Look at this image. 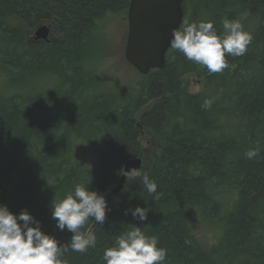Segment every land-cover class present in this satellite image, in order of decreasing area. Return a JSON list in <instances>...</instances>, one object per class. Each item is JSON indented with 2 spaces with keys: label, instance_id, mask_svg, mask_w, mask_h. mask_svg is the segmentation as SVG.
Here are the masks:
<instances>
[{
  "label": "trees",
  "instance_id": "obj_1",
  "mask_svg": "<svg viewBox=\"0 0 264 264\" xmlns=\"http://www.w3.org/2000/svg\"><path fill=\"white\" fill-rule=\"evenodd\" d=\"M130 2L0 0V75L57 80L34 96L0 95V203L15 214L27 209L45 233L66 243L72 234L56 228L54 199L79 183L105 195V222L85 227L95 233L96 247L69 250L67 264H105L104 250L133 224L158 237L165 264H264V0H184V21H212L219 34L223 18L239 20L252 35L248 51L226 56L222 72L209 73L171 49L164 69L141 75L121 94L98 93L92 66L101 25L112 17L127 21ZM45 24L49 42L31 44V32ZM193 77L204 84L198 93L190 91ZM146 134L152 158L141 144ZM77 141L96 149V166L78 164ZM256 147L259 155L247 159ZM135 158L157 191L149 194L135 178L112 196L118 172ZM136 207L150 209L148 220L125 215ZM225 210L231 211L218 220L223 235L208 249L192 212L216 225Z\"/></svg>",
  "mask_w": 264,
  "mask_h": 264
},
{
  "label": "clouds",
  "instance_id": "obj_2",
  "mask_svg": "<svg viewBox=\"0 0 264 264\" xmlns=\"http://www.w3.org/2000/svg\"><path fill=\"white\" fill-rule=\"evenodd\" d=\"M223 33H219L212 21H184L180 29L172 30L170 47L182 53L184 57L209 73L222 72L227 68L226 56H243L252 43V35L244 30L239 20L222 19ZM211 101L205 100L204 107H210ZM259 155V147L245 152L249 160ZM119 176L129 180L141 178L146 191H157L158 185L141 169H121ZM124 191H127L125 185ZM109 204L105 195L92 191L89 186L76 184L74 192L63 199L52 202L51 218L56 228L71 233L66 243H61L54 235L42 230L41 221L27 209L19 214L0 203V264H67L63 259L69 250L85 253L95 248L97 237L94 232L85 230L90 221L102 225L107 217ZM150 209L136 207L126 209L139 222L148 220ZM102 259L105 264H165L167 250L158 247V237L148 236L141 227L133 224L132 230L117 236L115 245L106 248Z\"/></svg>",
  "mask_w": 264,
  "mask_h": 264
},
{
  "label": "rangeland",
  "instance_id": "obj_3",
  "mask_svg": "<svg viewBox=\"0 0 264 264\" xmlns=\"http://www.w3.org/2000/svg\"><path fill=\"white\" fill-rule=\"evenodd\" d=\"M33 30L29 35L30 43H34ZM50 31L49 38L51 37ZM101 42L99 49L93 59L92 74L98 81L97 92L102 94L116 93L121 94L127 89L134 87L141 82L142 76L133 69L125 59V48L128 35V23L121 17H112L107 19L101 25ZM34 73V72H31ZM47 75L31 76L27 74L22 77L20 74H12L10 78L0 75V95H19L34 96L38 93L46 92L57 86L56 78H48ZM14 87V89L10 88ZM204 87L203 81L198 78H191L190 91L192 93L200 92ZM153 143V141H152ZM143 148L148 151V156L152 158L154 150L149 137L143 138L141 141ZM74 158L84 167H94L98 162V152L93 146L83 141H77L74 146ZM235 195L231 196L234 199ZM231 203L227 204L223 209H231ZM231 210H225L217 218L216 225L214 221L204 220L198 216L197 212H192L194 219H197L194 231L199 238H203L202 244L208 249L217 242L223 235V224L218 220L226 216ZM203 221V222H202ZM222 222V221H221ZM200 225V226H198Z\"/></svg>",
  "mask_w": 264,
  "mask_h": 264
},
{
  "label": "water",
  "instance_id": "obj_4",
  "mask_svg": "<svg viewBox=\"0 0 264 264\" xmlns=\"http://www.w3.org/2000/svg\"><path fill=\"white\" fill-rule=\"evenodd\" d=\"M184 0H131L128 10V36L125 59L141 75L166 66L167 54L172 49V30L180 29L184 22ZM50 28L43 25L35 32L39 42H49ZM141 169L142 159H131L124 169ZM126 177L121 176L111 195L123 189Z\"/></svg>",
  "mask_w": 264,
  "mask_h": 264
},
{
  "label": "flooded vegetation",
  "instance_id": "obj_5",
  "mask_svg": "<svg viewBox=\"0 0 264 264\" xmlns=\"http://www.w3.org/2000/svg\"><path fill=\"white\" fill-rule=\"evenodd\" d=\"M149 138H150V140H151V138H152L151 135L149 136ZM145 151H146V150H145ZM122 193H123V191H122L120 194H118V195H121Z\"/></svg>",
  "mask_w": 264,
  "mask_h": 264
}]
</instances>
